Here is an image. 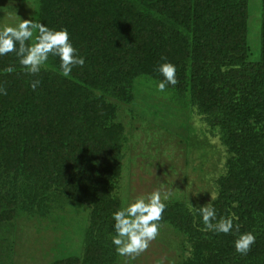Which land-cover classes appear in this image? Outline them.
<instances>
[{
  "label": "trees",
  "instance_id": "obj_1",
  "mask_svg": "<svg viewBox=\"0 0 264 264\" xmlns=\"http://www.w3.org/2000/svg\"><path fill=\"white\" fill-rule=\"evenodd\" d=\"M245 4L244 0H42L37 20L49 28H66L85 64L73 67L66 78L58 74V59L50 56L46 70L30 75L14 53L0 56V198L14 189L16 174L6 167L10 161L23 165L22 185L28 189L41 183L44 190L64 189L74 198H90L105 240L104 260L97 264H114L111 213L119 204L104 190L105 171L115 162L108 152L126 137L111 132L113 125L102 113L104 96L119 97L126 88L131 96L132 80L143 74L161 81L156 68L163 57L176 66L177 83L166 85L167 89L224 131L225 142L230 138L237 144V154L251 150L249 143L256 141V135L249 114L253 106L260 109L264 103V1L263 45L256 62L249 60ZM35 80L40 83L33 90L29 84ZM42 145L48 152L40 149ZM243 157L239 159L247 162L246 167L238 171L246 179L224 190L216 206L217 219L234 215L239 232L255 234V223L249 222L261 218L264 224V152ZM32 188L37 192H29L24 200L30 209L41 205L34 202L40 188ZM169 209L162 217L177 212ZM200 224L204 240L225 242L228 234L205 230ZM262 237L256 235V242Z\"/></svg>",
  "mask_w": 264,
  "mask_h": 264
},
{
  "label": "rangeland",
  "instance_id": "obj_2",
  "mask_svg": "<svg viewBox=\"0 0 264 264\" xmlns=\"http://www.w3.org/2000/svg\"><path fill=\"white\" fill-rule=\"evenodd\" d=\"M244 1L249 60L256 62L263 45L264 0ZM41 2L0 0V26L15 24L20 18L37 20ZM159 82L143 74L132 80L131 96L129 88L119 97L104 96L102 113L113 125L111 132L126 137L108 152L115 162L105 171L104 190L114 195L121 207L132 197L160 189L170 193L166 201L169 210H177L161 217L157 237L128 264H264V237L255 241L247 255H241L233 252V233L224 243L213 237L204 240L199 230L201 220L190 211V204L204 206L218 193L212 200L218 214L216 206L224 190L242 185L238 181L246 176L238 170L247 162L239 157L264 152V103L260 109L253 106L249 114L256 145L250 142L251 150L237 154V144L228 137L225 142L224 131L212 127L197 107L167 87L160 92ZM40 149L48 152L49 148L42 145ZM6 163L16 177L12 192L0 198V264H97L104 260L105 240L90 198H74L64 189L44 190L38 183L33 184L40 188L34 202L41 205L30 209L24 205L25 196L37 191L22 185L23 165ZM257 221L249 222L252 226L255 223V236L264 235L261 218ZM127 260L115 252L114 264Z\"/></svg>",
  "mask_w": 264,
  "mask_h": 264
},
{
  "label": "clouds",
  "instance_id": "obj_3",
  "mask_svg": "<svg viewBox=\"0 0 264 264\" xmlns=\"http://www.w3.org/2000/svg\"><path fill=\"white\" fill-rule=\"evenodd\" d=\"M8 53H14L19 65L30 75L46 70L50 56L58 59V74L66 78L71 75L73 67H83L85 64V57L78 54L66 28H49L45 23L34 19L20 18L15 24L0 26V56ZM161 59L164 62L158 64L156 71L163 79L157 84V88L163 92L166 85H175L177 80L176 66L163 57ZM53 70L56 68L53 67ZM39 83V80H35L29 87L35 90ZM216 195L218 193H213L211 202L204 206L193 207L190 204V211L199 215L205 230L217 234L233 233L232 245L235 252L247 255L256 241L255 234L251 231L239 232V225L234 226L233 223L237 219L234 215L217 219V212L212 204ZM169 196V192L156 189L146 195L130 198L111 213V244L118 256L128 258L125 264L134 261L136 256L147 249L149 242L157 237L159 222Z\"/></svg>",
  "mask_w": 264,
  "mask_h": 264
}]
</instances>
